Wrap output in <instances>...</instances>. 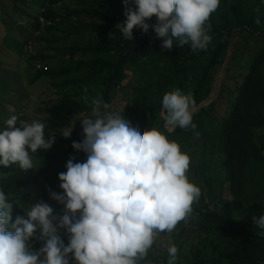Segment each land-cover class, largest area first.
Returning a JSON list of instances; mask_svg holds the SVG:
<instances>
[{
    "label": "clouds",
    "instance_id": "obj_1",
    "mask_svg": "<svg viewBox=\"0 0 264 264\" xmlns=\"http://www.w3.org/2000/svg\"><path fill=\"white\" fill-rule=\"evenodd\" d=\"M219 3L123 0L125 19L116 28L131 41L134 28L146 34L152 27L163 38L165 50L185 45L193 52L206 50L212 39L207 22ZM152 17L156 22L149 25L146 21ZM255 22L260 23L258 16ZM83 99L94 115L78 118L83 138L71 147L85 159L70 156L66 171L58 173L61 191L49 190L62 214H53V208L40 201L13 220L14 203L0 190V264H139L154 237L172 232L200 198L201 188L186 175L190 158L175 140L155 127L145 130L133 124L100 98ZM161 106L169 132L196 129L191 94L173 88L163 94ZM73 127L61 128L60 135L70 138ZM50 133L46 138L45 124L39 120L29 123L11 115L0 126V166L33 169L32 154L54 143ZM252 220L260 229L257 235L264 237V213ZM33 238L41 242L38 249L33 248ZM177 252L175 245L167 248L166 264H176Z\"/></svg>",
    "mask_w": 264,
    "mask_h": 264
},
{
    "label": "trees",
    "instance_id": "obj_2",
    "mask_svg": "<svg viewBox=\"0 0 264 264\" xmlns=\"http://www.w3.org/2000/svg\"><path fill=\"white\" fill-rule=\"evenodd\" d=\"M63 1L44 0L41 8L44 11L41 13L40 9L34 17V29L41 27L38 22V15H41L54 24L46 26L50 32L54 31L55 22L60 20L54 6ZM76 1L79 10L72 12L76 16L75 21L65 30V35L78 37L89 32L94 37L86 45L78 41L64 49L59 47L58 38L52 36L50 39H40L44 44H49L48 52L29 56V83L50 81L54 77H66L76 70H82L84 74L81 78H64L58 87L77 86L86 80L100 78L101 99L110 104L112 90L119 87L129 74L137 75L130 99L131 109L119 114L145 130L157 128L178 144L185 141L201 143L204 155L222 159L225 182L229 184L233 200H220L222 207L209 208L195 203L191 206L192 213L201 218L204 224L200 230L193 228L199 238L206 239L209 231L207 227L217 231L218 241L212 248L215 258L206 259L201 264H264V237L257 235L260 229L254 223H247L237 217L242 207L253 200L264 204V141L257 143L255 140L256 130L264 128V0H220L217 10L207 22L210 25L211 42L206 50L196 52L191 50L190 45L163 49V38L158 37L152 27L146 34L134 28L133 39L126 40L116 28L119 20L115 19L113 9L104 0ZM113 1L118 3L117 6L123 12V0ZM11 2L15 11L24 13L23 8L18 6L25 5L24 0ZM129 6L135 7L131 3ZM257 16L259 24L255 22ZM146 22L152 25L156 19L152 17ZM240 30L259 36L263 45L251 57L247 73L235 89L234 99L228 100L225 114H221L222 98L219 96L206 109L201 108L193 115V122L197 126L195 130L176 128L168 132L161 117L163 94L178 88L184 94H191L195 107L205 101L214 68L223 62L234 33ZM25 46L26 42L23 49ZM84 53H91L92 57L82 59ZM36 64L41 69H36ZM42 67H46V70ZM89 111L91 104L84 105L68 95L55 100L41 109L46 136L49 132L57 134L74 116ZM15 115L18 121L28 122L25 112ZM39 183V178L32 172L17 168L0 180V190L15 204L17 195L23 189L38 186ZM249 184L259 187L255 198L245 193V187ZM52 191L61 190L58 186ZM54 203L62 209L61 205ZM31 243L34 249L41 246V242L35 238ZM196 247L192 251L193 264L201 261L198 260L201 250ZM139 264H166V260L147 252Z\"/></svg>",
    "mask_w": 264,
    "mask_h": 264
},
{
    "label": "rangeland",
    "instance_id": "obj_3",
    "mask_svg": "<svg viewBox=\"0 0 264 264\" xmlns=\"http://www.w3.org/2000/svg\"><path fill=\"white\" fill-rule=\"evenodd\" d=\"M24 1L25 5H18L23 8L24 13H20L13 9L11 0H0V126L11 115L22 111L28 115L29 123L33 120H39L43 123L44 115H42L41 109L65 95L84 105L90 104V102L83 99L85 96L89 98V101L92 98L101 99L102 97L100 78L86 80L77 86L58 87L64 78H81L84 74L82 70H76L66 77H54L50 81L29 83V56L46 52L49 47V44H44L45 42L41 41L42 39H50L52 36L58 38L60 41L59 47L64 49L71 43H77L78 41L86 45L94 35L89 32L78 37H67L65 35V30L75 21L76 16L72 12L79 10L76 0H65L54 6V11L60 17V20L55 22L54 31L52 32L46 26H41L38 30L34 29V17L44 6V0ZM104 2L113 9V13L120 16L121 19L117 24L121 23L125 17L122 9L117 6L118 3L113 0H104ZM25 42L26 45L27 43L32 45L33 52L31 54L23 49ZM262 45V39L247 30L234 33L223 62L214 68L213 78L209 86V95L205 101L195 107L194 115L201 108L206 109L219 96L222 98L221 114H225L228 100L234 99L235 89L247 73L251 57ZM91 57V53H84L82 59ZM136 80L137 75L129 74L119 87L112 90L113 97L110 102V110L117 113H126L131 109L130 99ZM92 115H94L92 111H89L74 116L68 124L74 126L70 138H63L58 132L54 135L55 140L50 149L47 151L38 150L32 154L33 169L28 171L37 176L40 183L38 186H27L17 195L18 198L12 211L13 220L17 215L25 216V209L40 201L47 202L53 208L55 214H62V209L57 207L54 201L49 198V190L52 191L59 186L58 173L66 171L65 164L70 156L75 157V161L85 159V155L82 152H75L71 144L73 141L79 142L83 138L78 118ZM161 117H163V113H161ZM255 140L257 143L264 141V128L256 130ZM179 146L180 150L187 153L190 158L189 169L186 173L189 181L201 188L199 201L196 200L197 203L196 201L193 203L213 208L222 207L220 200L231 202L233 197L229 191V184L225 182L222 159L216 156L204 155L201 143L194 144L185 141ZM17 168H19L18 165L0 166V180L9 176ZM258 190L257 184H249L245 187V193L250 198H255ZM261 213H264V204L261 201L253 200L242 207L237 217L247 223H253L252 217H259ZM194 227L200 230L204 227V224L201 222V218L195 217L194 213L191 212L185 219L177 223L172 232L158 233L154 237L153 245L148 252L160 255L166 260L168 257L167 248L175 245L178 249L176 264H193L192 251L198 246L196 248L201 250V255L198 257V260L201 261L198 264L206 259L215 258L212 248L213 244L218 241L217 231L207 227L209 230L208 236H206V239H201L193 229ZM62 239L67 244V236L63 233ZM204 264L207 263L204 262Z\"/></svg>",
    "mask_w": 264,
    "mask_h": 264
},
{
    "label": "built area",
    "instance_id": "obj_4",
    "mask_svg": "<svg viewBox=\"0 0 264 264\" xmlns=\"http://www.w3.org/2000/svg\"><path fill=\"white\" fill-rule=\"evenodd\" d=\"M43 11H44V9H41V13H42ZM114 17H115L116 20L119 19V15H117V14H116ZM38 22L40 23L41 26H50V25H52V24H51L52 22L45 20L41 15L38 16ZM24 50H25V52H27V53H28V52H32L31 44L28 43V44L24 47ZM36 68H37V69H41V66H40V65H37ZM42 68H43V70H46V67H42ZM21 116H22V114L19 115V117H21ZM197 216H198V214H197Z\"/></svg>",
    "mask_w": 264,
    "mask_h": 264
}]
</instances>
